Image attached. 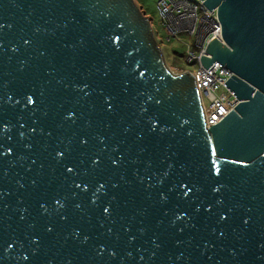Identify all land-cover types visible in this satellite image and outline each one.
Here are the masks:
<instances>
[{"label":"water","instance_id":"water-1","mask_svg":"<svg viewBox=\"0 0 264 264\" xmlns=\"http://www.w3.org/2000/svg\"><path fill=\"white\" fill-rule=\"evenodd\" d=\"M202 4L210 128L133 0H0V264H264V0Z\"/></svg>","mask_w":264,"mask_h":264},{"label":"built area","instance_id":"built-area-1","mask_svg":"<svg viewBox=\"0 0 264 264\" xmlns=\"http://www.w3.org/2000/svg\"><path fill=\"white\" fill-rule=\"evenodd\" d=\"M204 1L159 0L156 8L163 35L156 30L153 19L144 11L143 6L134 2L150 21L155 42L162 55L166 47L185 43L182 53L191 70L177 69L174 74H189L194 78L204 125L210 128L234 110L239 102L224 85L233 74L218 62L207 70L200 63L201 56L210 58L206 49L214 39L223 43L217 9L209 11L202 4Z\"/></svg>","mask_w":264,"mask_h":264},{"label":"rangeland","instance_id":"rangeland-1","mask_svg":"<svg viewBox=\"0 0 264 264\" xmlns=\"http://www.w3.org/2000/svg\"><path fill=\"white\" fill-rule=\"evenodd\" d=\"M134 1L138 3V5L143 6L144 11L153 19V23L156 26V30L159 32L160 35H163V29L158 24L159 15L156 8V4L159 0ZM185 46V43H178L177 45H171L170 47L165 48V51L163 53V59L169 70H173V73H176L177 69L191 70L190 65L185 61V56L182 53Z\"/></svg>","mask_w":264,"mask_h":264},{"label":"bare ground","instance_id":"bare-ground-1","mask_svg":"<svg viewBox=\"0 0 264 264\" xmlns=\"http://www.w3.org/2000/svg\"><path fill=\"white\" fill-rule=\"evenodd\" d=\"M171 70H172V69H171ZM171 70H170V71H171ZM171 72L173 73V70H172ZM174 73H175V72H174Z\"/></svg>","mask_w":264,"mask_h":264}]
</instances>
